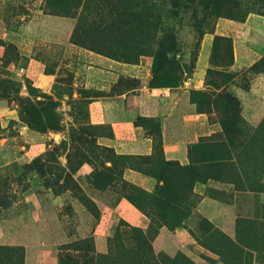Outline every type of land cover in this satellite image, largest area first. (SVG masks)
I'll list each match as a JSON object with an SVG mask.
<instances>
[{
  "label": "rangeland",
  "instance_id": "obj_1",
  "mask_svg": "<svg viewBox=\"0 0 264 264\" xmlns=\"http://www.w3.org/2000/svg\"><path fill=\"white\" fill-rule=\"evenodd\" d=\"M0 226V264H264V0H0Z\"/></svg>",
  "mask_w": 264,
  "mask_h": 264
},
{
  "label": "crops",
  "instance_id": "obj_2",
  "mask_svg": "<svg viewBox=\"0 0 264 264\" xmlns=\"http://www.w3.org/2000/svg\"><path fill=\"white\" fill-rule=\"evenodd\" d=\"M7 235H8L7 230L4 227L1 228V226H0V238L1 237H7Z\"/></svg>",
  "mask_w": 264,
  "mask_h": 264
}]
</instances>
